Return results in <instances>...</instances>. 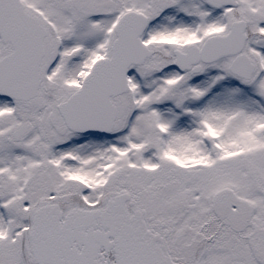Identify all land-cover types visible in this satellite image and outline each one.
Wrapping results in <instances>:
<instances>
[{"label": "snow or ice", "instance_id": "snow-or-ice-1", "mask_svg": "<svg viewBox=\"0 0 264 264\" xmlns=\"http://www.w3.org/2000/svg\"><path fill=\"white\" fill-rule=\"evenodd\" d=\"M0 264H264V0H0Z\"/></svg>", "mask_w": 264, "mask_h": 264}]
</instances>
